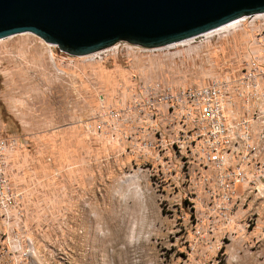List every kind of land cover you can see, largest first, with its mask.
<instances>
[{"label": "rangeland", "instance_id": "1", "mask_svg": "<svg viewBox=\"0 0 264 264\" xmlns=\"http://www.w3.org/2000/svg\"><path fill=\"white\" fill-rule=\"evenodd\" d=\"M172 46L149 56L124 48L102 62L76 57L69 65L33 34L0 40V137L17 140L6 174L33 244L28 258L6 253L3 264H264V191L238 187L225 224L206 202L194 204L195 191L159 186L155 164L112 144L107 131L88 129L97 92L108 106L134 75L174 87L238 79L255 54L264 88V16ZM249 105L264 164V100Z\"/></svg>", "mask_w": 264, "mask_h": 264}, {"label": "built area", "instance_id": "2", "mask_svg": "<svg viewBox=\"0 0 264 264\" xmlns=\"http://www.w3.org/2000/svg\"><path fill=\"white\" fill-rule=\"evenodd\" d=\"M170 47L119 42L83 56L58 51L70 65L76 57L102 62L124 48L149 56L164 54ZM253 58L238 79L214 77L197 86L174 87L158 77L131 76L114 89L108 106L106 97L97 92L99 105L89 113L96 123L88 129L107 131L112 144H123L129 154L155 164L159 186L195 191L194 204L206 202L207 213L228 224L241 192L238 187L241 194L264 191V164L258 159L259 146L247 118L249 101L264 100L259 57ZM151 67L155 65L150 63L146 69ZM15 146V138L0 137V264L6 253L28 258L33 249L23 209L6 174L7 157ZM10 241L14 251L5 249Z\"/></svg>", "mask_w": 264, "mask_h": 264}, {"label": "water", "instance_id": "3", "mask_svg": "<svg viewBox=\"0 0 264 264\" xmlns=\"http://www.w3.org/2000/svg\"><path fill=\"white\" fill-rule=\"evenodd\" d=\"M259 13L264 0H0V39L30 33L83 56L119 42L166 46Z\"/></svg>", "mask_w": 264, "mask_h": 264}, {"label": "bare ground", "instance_id": "4", "mask_svg": "<svg viewBox=\"0 0 264 264\" xmlns=\"http://www.w3.org/2000/svg\"><path fill=\"white\" fill-rule=\"evenodd\" d=\"M261 16H264V13H259V14H255L253 16H243L241 18H238L236 20H233L227 24H224L218 28H215L213 30H210L204 34H202V38H206V37H209V36H212L214 34H218V33H221L222 31H226V30H229V29H232V27H234L235 25H237L239 22L243 21L246 17H252V18H255V17H261ZM5 39V38H4ZM195 38H189V39H185V40H182L180 42H177V43H174V44H170L169 46H172V45H175V44H183V43H188V42H191L193 41ZM2 40V39H0Z\"/></svg>", "mask_w": 264, "mask_h": 264}]
</instances>
